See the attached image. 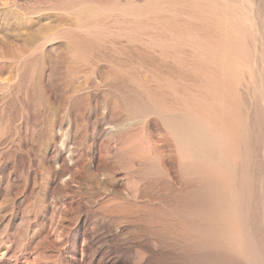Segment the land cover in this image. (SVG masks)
Listing matches in <instances>:
<instances>
[{
  "label": "rangeland",
  "instance_id": "1",
  "mask_svg": "<svg viewBox=\"0 0 264 264\" xmlns=\"http://www.w3.org/2000/svg\"><path fill=\"white\" fill-rule=\"evenodd\" d=\"M0 264H264V0H0Z\"/></svg>",
  "mask_w": 264,
  "mask_h": 264
},
{
  "label": "bare ground",
  "instance_id": "2",
  "mask_svg": "<svg viewBox=\"0 0 264 264\" xmlns=\"http://www.w3.org/2000/svg\"><path fill=\"white\" fill-rule=\"evenodd\" d=\"M42 38H43V37H42ZM43 39H44V38H43ZM43 39H42V40H43ZM9 59H10V58H9ZM188 122H189V121H188ZM174 128H175V127H174ZM180 128H181V127H180ZM189 128H190V127H189ZM184 129H185V128H184ZM177 131H178V130H177ZM183 184H184V183H183ZM187 189H188V188H187ZM168 232H169V231H168ZM173 232H174V231H173Z\"/></svg>",
  "mask_w": 264,
  "mask_h": 264
}]
</instances>
